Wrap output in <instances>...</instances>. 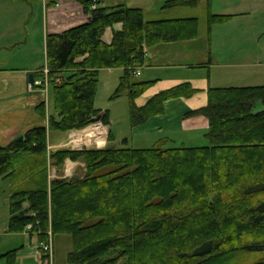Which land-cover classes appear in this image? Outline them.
<instances>
[{"label": "trees", "instance_id": "obj_1", "mask_svg": "<svg viewBox=\"0 0 264 264\" xmlns=\"http://www.w3.org/2000/svg\"><path fill=\"white\" fill-rule=\"evenodd\" d=\"M74 1L88 21L48 34L46 66L33 73L42 81L35 86L45 89L48 67L55 114H47L44 101L40 110L48 125L0 146V179L11 187L9 231L32 225L29 233L39 242H47L50 232L53 238L71 237L70 264H232L250 255L258 259L247 264H264V109L254 111L257 101L264 105V86L208 89L207 104L188 115L208 119L209 146L49 148L51 130L109 124L108 112L95 107L103 69L123 70L115 97L131 100L133 127L162 114L165 102L198 92L183 82L138 105L152 82L135 75L148 48L197 38L198 18L146 21L141 8ZM197 4L169 0L165 8ZM210 6L209 32L230 18L213 14ZM118 23L122 29L105 42L106 29ZM108 135L112 142L111 130ZM68 159L83 162L85 174L51 180L49 169L62 175ZM18 253L11 250L0 259L15 264ZM47 257L43 264H51Z\"/></svg>", "mask_w": 264, "mask_h": 264}, {"label": "crops", "instance_id": "obj_2", "mask_svg": "<svg viewBox=\"0 0 264 264\" xmlns=\"http://www.w3.org/2000/svg\"><path fill=\"white\" fill-rule=\"evenodd\" d=\"M25 1L30 2V0ZM106 1L100 0L99 6H107ZM44 3L48 34L61 33L88 21V15L84 13L77 1L45 0ZM208 3L211 4L210 10L213 14L227 15L230 18L224 23L214 25L209 32L208 11L204 23L201 24L202 20H199L200 29L197 38L161 43L148 48L141 74L136 77H140V81L152 82L148 90L137 99L138 105L145 104L153 95L183 82H190L198 89V92L189 98L165 102V110L162 114L151 117L145 124L139 126L140 129L137 128L140 131L161 135L158 141L162 144L169 141L175 142L174 138H170V135L175 133L187 131H206L207 133L208 119L202 115H188V113L207 104L210 87L264 86V18L259 17L264 6L263 0H198L194 8L206 6L209 10ZM164 17V19L151 20L198 18L199 16L193 14L190 17H179L171 14ZM145 20L151 21L146 18ZM122 27V24L118 23L106 29L103 35L104 41L111 43L114 32L120 31ZM2 47L11 49V45ZM36 71L37 69L0 68V146L9 144L31 128L48 125V119L42 118L40 110L41 104L45 101L47 114H49L45 93L47 89L36 86L32 88L30 82V75ZM36 80L40 81V78ZM99 124L96 123V125ZM108 134V127L102 124L94 132L83 136L79 133L75 134L73 143L75 146H85L95 142L97 145H93L94 147L103 148ZM71 137L70 132V141ZM100 139H102L101 142ZM87 140L89 143L86 142ZM111 144L114 145L113 142ZM60 146L62 145L49 144L51 149ZM81 166L78 162L66 160L65 176L68 177L70 173H73L75 178L80 176ZM53 176L52 178L51 172V180L58 177L57 171ZM28 236L32 245H34V239L37 241L35 253L25 254L28 251L26 249ZM0 237L4 240L0 244V256L8 251L19 249L15 264L44 263L45 255L37 250V235L27 231L10 232L9 222H7L0 227ZM55 237H52L53 242Z\"/></svg>", "mask_w": 264, "mask_h": 264}, {"label": "rangeland", "instance_id": "obj_3", "mask_svg": "<svg viewBox=\"0 0 264 264\" xmlns=\"http://www.w3.org/2000/svg\"><path fill=\"white\" fill-rule=\"evenodd\" d=\"M45 0H0V68H14L25 70H36L43 66H46V48H47V17L44 13ZM167 0H107L106 5L113 7L118 4H126L127 6H134L135 8H141L144 11V16L147 20L151 19H164V16L174 15L179 17L187 16H199L201 24L207 18L208 10L205 8H194L182 6L170 10L165 8ZM264 4V0H263ZM264 6L260 11V18H264ZM197 14V15H195ZM11 45V49H3L2 46ZM48 69V67H47ZM123 71L120 70H107L103 69L99 73L100 85L96 94L95 107L107 111L109 114V124L106 126L111 130L114 135L113 143L116 147H128L135 149L152 148L156 146L164 147H205L210 145V140L206 137V131H187L170 135V138H174L175 142L169 141L164 144L158 141L161 135L156 133H149L146 131H140L139 126L133 127L131 121V100L127 95H121L115 97V92L120 84V78ZM140 80V77L137 78ZM48 110L49 114H55L54 103V89L53 86L48 84L47 90ZM264 109V105L261 101H257L254 106V111H261ZM102 123V122H96ZM96 123H93L96 125ZM91 124L90 126H92ZM103 124V123H102ZM101 124V126H102ZM104 125V124H103ZM88 126V127H90ZM105 126V125H104ZM142 126V125H140ZM86 127V128H88ZM84 129L71 131L72 137L70 141V132L55 131L49 132V144H55L62 146L51 149L57 150L59 148H95L93 145H97L93 142L90 145L75 146L73 143V136L78 133H82ZM139 128V129H137ZM109 136V135H108ZM102 147L112 146L108 140ZM21 137V136H19ZM18 137V139H19ZM127 139V142L123 143V140ZM68 141V142H67ZM86 142L89 143V140ZM65 143V145H63ZM68 143V144H66ZM84 143V140H83ZM113 145V146H114ZM70 160V159H68ZM80 163L82 173L85 174V164L80 161H73ZM80 167V166H79ZM50 174H53L58 169L52 167L49 169ZM55 170V171H54ZM66 162L62 170V175L58 174L57 178H69L74 177L73 173L65 176ZM79 175V174H78ZM78 177V176H77ZM56 179V178H55ZM53 180V179H52ZM10 193L11 187L7 180L0 179V227L9 222L11 217L10 212ZM28 236V242L26 243V249L29 252H36V242L33 240L34 245L30 242ZM7 239L5 238V241ZM12 240V239H11ZM3 238L0 237V244L3 242ZM41 242H39L40 244ZM14 245V243H12ZM12 245V246H13ZM18 245V244H17ZM13 248V247H10ZM73 244L71 237L67 235H58L53 242V256L47 257L46 261L51 264H70L68 255L72 251ZM37 250L46 255L40 246ZM1 252V251H0ZM9 252V251H8ZM19 255V254H18ZM17 255V257H18ZM38 257V254H36ZM258 255H250L248 257H238L233 260L232 264H247L258 259ZM264 257V256H263ZM33 260V259H31ZM0 264H8V259H0Z\"/></svg>", "mask_w": 264, "mask_h": 264}, {"label": "built area", "instance_id": "obj_4", "mask_svg": "<svg viewBox=\"0 0 264 264\" xmlns=\"http://www.w3.org/2000/svg\"><path fill=\"white\" fill-rule=\"evenodd\" d=\"M45 74H46V75L48 74V69L45 70ZM136 74L139 75L140 72L137 71ZM37 84H40V82H37ZM31 228H32V225H28V226L26 227L27 230H31ZM40 248L42 249V251H43L45 254H47V255H49V256H51V255L53 254V246H52V241H51V240H49L48 242H41V243H40Z\"/></svg>", "mask_w": 264, "mask_h": 264}, {"label": "water", "instance_id": "obj_5", "mask_svg": "<svg viewBox=\"0 0 264 264\" xmlns=\"http://www.w3.org/2000/svg\"><path fill=\"white\" fill-rule=\"evenodd\" d=\"M30 82H31V83L34 82V75H33V74L30 75ZM23 138H24V137L21 136V137H19V140H22Z\"/></svg>", "mask_w": 264, "mask_h": 264}]
</instances>
